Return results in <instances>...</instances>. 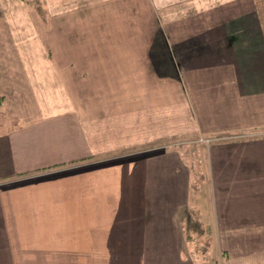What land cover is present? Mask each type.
Returning a JSON list of instances; mask_svg holds the SVG:
<instances>
[{
  "label": "crops",
  "instance_id": "1",
  "mask_svg": "<svg viewBox=\"0 0 264 264\" xmlns=\"http://www.w3.org/2000/svg\"><path fill=\"white\" fill-rule=\"evenodd\" d=\"M0 8L1 180L62 174L80 218L115 202L107 264H264V0Z\"/></svg>",
  "mask_w": 264,
  "mask_h": 264
},
{
  "label": "rangeland",
  "instance_id": "2",
  "mask_svg": "<svg viewBox=\"0 0 264 264\" xmlns=\"http://www.w3.org/2000/svg\"><path fill=\"white\" fill-rule=\"evenodd\" d=\"M1 1H8L9 6L10 2H21L31 11V15L43 21L46 18L50 20L52 13L59 12L54 7L67 2L32 0L33 4H29L24 0ZM6 14L7 11L0 8V23L4 22ZM44 27L48 29L47 26ZM89 162L88 169L100 165V157L89 159ZM12 175L6 174L2 177L4 180L0 179V264H94L99 258L98 252V263L107 264L105 241L110 235L109 225L113 218L111 208L107 205L111 204L113 207L115 202H89V209H93L94 205L98 207L97 211L88 210L84 212L86 216L76 217L75 211L64 206V185L58 180L62 174L48 176L51 183H33L47 176L33 175L30 179L21 180L20 183L25 182V185L20 188ZM21 204L30 207L23 209ZM51 205L58 207L56 214ZM100 205L104 207L102 220ZM34 206L39 208L34 210L37 208ZM49 211L52 215L50 218ZM100 221L104 224L102 229ZM102 238H105L104 241H100ZM196 242L198 241L190 243L193 245ZM85 250L89 255L84 253Z\"/></svg>",
  "mask_w": 264,
  "mask_h": 264
},
{
  "label": "trees",
  "instance_id": "3",
  "mask_svg": "<svg viewBox=\"0 0 264 264\" xmlns=\"http://www.w3.org/2000/svg\"><path fill=\"white\" fill-rule=\"evenodd\" d=\"M29 4H33L32 0H24ZM3 100V95L0 93V103ZM17 184H22L20 183V181H16ZM183 232H184V240L186 242H194L195 240L197 241V239L202 235L203 233V225L201 223L200 220H198L197 218H195L191 213H188L186 216V220L183 224ZM194 248L193 250L196 251L197 248H199L200 246L196 243H194Z\"/></svg>",
  "mask_w": 264,
  "mask_h": 264
},
{
  "label": "built area",
  "instance_id": "4",
  "mask_svg": "<svg viewBox=\"0 0 264 264\" xmlns=\"http://www.w3.org/2000/svg\"><path fill=\"white\" fill-rule=\"evenodd\" d=\"M202 140H204L205 142H209L210 141V138H201Z\"/></svg>",
  "mask_w": 264,
  "mask_h": 264
}]
</instances>
